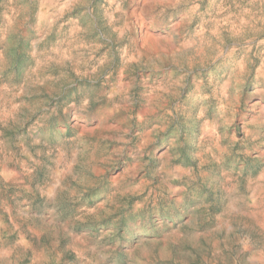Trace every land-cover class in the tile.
Listing matches in <instances>:
<instances>
[{
  "label": "clouds",
  "instance_id": "1",
  "mask_svg": "<svg viewBox=\"0 0 264 264\" xmlns=\"http://www.w3.org/2000/svg\"><path fill=\"white\" fill-rule=\"evenodd\" d=\"M0 264H264V0H0Z\"/></svg>",
  "mask_w": 264,
  "mask_h": 264
}]
</instances>
